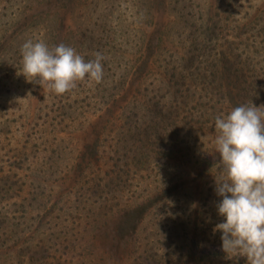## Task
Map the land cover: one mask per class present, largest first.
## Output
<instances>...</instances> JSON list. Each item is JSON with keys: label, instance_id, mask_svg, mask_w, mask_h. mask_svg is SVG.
<instances>
[{"label": "rangeland", "instance_id": "374dc122", "mask_svg": "<svg viewBox=\"0 0 264 264\" xmlns=\"http://www.w3.org/2000/svg\"><path fill=\"white\" fill-rule=\"evenodd\" d=\"M29 39L101 53L102 81L60 95L29 82ZM252 103L264 111V0H0V264L46 248L62 264L90 248L248 264L214 231L215 120ZM89 190L98 222L83 227L74 200Z\"/></svg>", "mask_w": 264, "mask_h": 264}, {"label": "clouds", "instance_id": "9594fccd", "mask_svg": "<svg viewBox=\"0 0 264 264\" xmlns=\"http://www.w3.org/2000/svg\"><path fill=\"white\" fill-rule=\"evenodd\" d=\"M20 51L25 78L47 84L57 95L75 88L77 81L103 79L104 56L99 52L85 61L73 47L61 43L50 49L31 39ZM215 128L222 166L221 177L215 179L220 198L216 207L223 222L214 231L221 232L226 254L246 257L248 264H264V111L253 103L235 107L226 117L216 118Z\"/></svg>", "mask_w": 264, "mask_h": 264}, {"label": "trees", "instance_id": "16d2710c", "mask_svg": "<svg viewBox=\"0 0 264 264\" xmlns=\"http://www.w3.org/2000/svg\"><path fill=\"white\" fill-rule=\"evenodd\" d=\"M94 187L97 188V184H94ZM95 191H90L89 193L85 196H83L82 194H80L78 196V198L76 200H74V207L73 210L76 211L77 213V217L74 218V222H76V220L79 219V221L83 222V227H94V225L97 224L98 222V207H96V200H99L95 197ZM99 205V204H98ZM82 206L81 209H79V207ZM71 210V209H69ZM83 215V218L80 216ZM54 220V219H52ZM36 231H38V229H36ZM35 232V231H33ZM39 244L36 245L35 247L41 251L43 250V247L45 246L46 241L45 239L41 238V240H39L38 242ZM48 250V256L46 258H38L36 259V261L34 263H31L30 261L28 262V264H62L60 263L61 259L60 258H56V256L59 253V250H53V252H50V250H52L51 248H46ZM101 250L105 251L106 253H111L112 252V248L109 249V252H107L105 249L100 248ZM86 257H83L82 255L79 256V258H65L63 261L66 264H121V260L122 258H120L118 260V258H112L110 256V254H104L103 256H100L98 254V251L92 250L91 248L85 249V253ZM19 257V256H18ZM139 259V258H138ZM18 260L20 261V259L18 258ZM147 260V259H146ZM146 260H144V258L141 259V262L138 263V260L136 261L135 259H132L131 261L133 262V264H145ZM140 261V260H139Z\"/></svg>", "mask_w": 264, "mask_h": 264}]
</instances>
